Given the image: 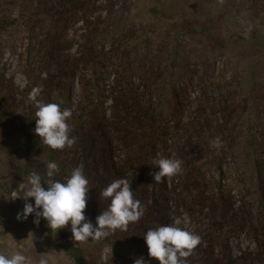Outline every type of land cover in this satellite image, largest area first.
Wrapping results in <instances>:
<instances>
[{"label":"rangeland","instance_id":"rangeland-1","mask_svg":"<svg viewBox=\"0 0 264 264\" xmlns=\"http://www.w3.org/2000/svg\"><path fill=\"white\" fill-rule=\"evenodd\" d=\"M70 1L0 0V254L20 253L31 264L42 259L46 264H76L61 242L97 264H134L140 257L159 264L146 255L144 230L132 228L133 236L125 231L122 237L116 230L99 240L75 241L70 224L51 231L43 219L38 226L31 216L17 220L24 206L20 199L11 200V192L33 171L46 180L48 162L58 164L53 179L60 182L82 168L89 180L90 214L101 201L110 204V198L100 196L107 187L97 178L105 177L102 164L85 166V140L91 133L95 137V123L103 136L105 162L116 174L111 182L117 175L128 179L144 213L151 212L155 220L158 203L153 200L160 201L166 225L181 218L180 227L202 238L185 258L187 264H264V203L256 167V158L264 161V0ZM114 6L119 29L108 27ZM188 18L193 19L191 28L201 24L199 34L187 33ZM122 31L129 36L121 47L117 35ZM136 37L140 39L134 43ZM116 69L124 71L139 96L146 91L155 103L165 100L164 84L175 86L187 107L186 121L200 110L210 111L201 102L205 92L219 103L215 119L221 126L191 147L189 134L177 131L172 122L170 134L150 144L134 113L121 116L122 124L114 117L108 72ZM36 87L42 89L39 100L72 111L67 123L76 143L71 148L53 150L35 134L37 109L29 94ZM23 127L33 135L30 153ZM249 136L258 139L251 154L243 144ZM216 137L222 141L220 149L210 144ZM158 154L182 160L183 172L156 183L151 173L159 171L152 163ZM196 158L197 176L210 197L206 202L184 183ZM219 187L227 207L216 204ZM28 202L35 206L34 199ZM86 217L95 225L96 217Z\"/></svg>","mask_w":264,"mask_h":264},{"label":"clouds","instance_id":"clouds-1","mask_svg":"<svg viewBox=\"0 0 264 264\" xmlns=\"http://www.w3.org/2000/svg\"><path fill=\"white\" fill-rule=\"evenodd\" d=\"M42 92L40 87L33 88L29 99L34 103L36 117L35 134L41 142L53 150L71 148L76 138L70 136L71 128L67 121L72 116L70 109H61L56 103H45L38 99ZM212 147L220 149L222 141L216 137L210 141ZM153 165L159 169L151 173L156 183L164 178H171L183 172V161L173 158H162L157 155ZM59 173L55 162L47 163L46 180L35 171L27 181L18 185L11 192V200L25 201L23 211L18 213L17 220L26 221L35 215L33 221L37 226L40 220L47 222L53 231H59L71 225V233L75 241L99 240L115 233L116 230L128 231L130 223L138 222L144 215V207L134 198L131 182L126 178L115 179L100 191L104 199L110 198V204L96 217L95 225L85 216L88 203L89 180L81 167L71 171L65 182L53 179ZM47 185V188L42 186ZM22 193V195H21ZM35 201V206L29 199ZM181 218H176L173 224L149 229L143 236L148 247L149 256L159 264H187V257L201 244L202 238L180 225ZM0 264H31L23 254L15 253L10 257L0 254ZM39 264H46L41 260ZM134 264H147L143 257L135 259Z\"/></svg>","mask_w":264,"mask_h":264},{"label":"trees","instance_id":"trees-1","mask_svg":"<svg viewBox=\"0 0 264 264\" xmlns=\"http://www.w3.org/2000/svg\"><path fill=\"white\" fill-rule=\"evenodd\" d=\"M202 1V0H201ZM70 2H74L73 0ZM69 2V3H70ZM76 2V1H75ZM202 5V2H200V7ZM111 17L110 22L108 24V27L115 28L117 27L119 29L121 19L120 14L115 11V6L113 9H109L108 12ZM193 21L192 18H188L184 20V26L187 33H189L191 36H194L196 34H199L201 32L198 31L200 28L199 26H196L194 28L190 27V23ZM198 28V29H197ZM202 28V26H201ZM124 30V29H123ZM118 40L120 41V45H122L126 42L123 41L128 34H125V31L120 34L118 33ZM146 35L142 37L143 42H146ZM128 38V37H127ZM140 38H135L136 43ZM133 43L132 41L129 42V44ZM132 45V44H131ZM119 48L118 50H120ZM121 58V57H120ZM88 64L93 65V60L86 61ZM76 64V63H75ZM160 68L156 67V71L160 72ZM165 74V73H164ZM108 81H109V94H110V101H111V110L114 114V117L119 118L118 123L122 124L123 119L121 116L126 115L127 116L131 113H134L135 116L139 119V125L141 126V129L146 136H144L145 140L148 141L150 144H153L155 140H161V137L169 135L170 130L173 129L175 126L176 130H182L184 132H187L189 134V143L188 145L191 147H194L196 143H202L205 141L206 136L209 131L212 129H217L221 126V124L215 119V113H217V107L219 106V103H216L215 101H212L209 96L205 95V92L202 91L203 98L201 102H203L205 105L204 107L210 108L208 110H200L197 116H193L192 119H188L186 121V108L185 105H183L184 99L181 95L178 94V91L175 86H172L170 83H166L163 85V90L165 93V96L162 99H165L161 103L154 102V99L150 98V94L146 91H143L140 96L139 92L134 89L132 83H129L127 79L125 78L124 71H111L108 72ZM83 93H86L83 89ZM148 94V95H147ZM147 95V97H146ZM249 95V94H247ZM246 96V95H245ZM146 98V99H145ZM148 98V99H147ZM245 98V97H244ZM246 103H248L249 99H243ZM203 106V105H202ZM190 108V107H188ZM216 110V111H215ZM1 118V115H0ZM128 120V117H127ZM124 122H126V118H124ZM174 123V126H170L171 123ZM127 123H129L127 121ZM125 128V126H124ZM123 128V130H124ZM96 130L95 137L93 138V133H91V136L88 137L85 141L89 144V148L86 149V154L84 155V159L86 160L85 166L86 169L90 164H94L93 162H99L102 164L103 174L105 177H102L101 175L98 176V182L103 183L105 185H108L111 183L110 176H116L114 174V171L112 167H110L105 161L107 157H105V148L102 147L103 143V136L100 133L99 127H92V130ZM126 130V128H125ZM129 131V130H128ZM206 135V136H205ZM32 133L29 131L27 127H23V141L27 145V149L31 150L30 142L32 141ZM130 135H127L129 137ZM166 140V138L164 139ZM258 139L253 138L251 140L250 136L244 138V148L247 149V154H251V149L256 147ZM167 142V141H166ZM248 149H250V152H248ZM97 154L95 157L94 155ZM261 158H256V167H257V177H258V184H259V190H260V198L261 202L264 203V161H261ZM98 165V163H97ZM221 166V163H220ZM97 167V166H96ZM92 167V168H96ZM198 168H200V165L198 163L197 158L193 159V162L190 163V171L185 174L184 183L186 184V190H188L190 187H194L195 190H197V198L201 199L203 202H206V189L204 188V183L201 181V179L197 176L198 174ZM21 171V169H19ZM113 172V173H112ZM107 176V177H106ZM109 176V177H108ZM124 178L123 176L117 175V179ZM193 191V190H191ZM190 191V192H191ZM217 191L219 193L216 195L215 200L216 204L221 207H227L228 201L225 198L223 190L219 187L217 188ZM189 192V191H188ZM20 202L25 204V201L20 199ZM154 204L158 203V209L156 212V219H152L150 217L151 212L147 211L144 213L143 220L144 221H138L130 223L128 227L127 235L133 236L132 228H135V231L137 233H140L144 230V233H146L149 229L155 228L158 226H163L168 223L167 218H165L163 212L165 211L163 203H160V201L153 200ZM102 204H98V206L92 210L89 207L86 208L85 216L90 215L91 217H97L102 213L103 210H105L108 207V203L105 201H101ZM155 210V209H154ZM31 217L35 220V215H31ZM41 224H44L45 221L40 220ZM51 230V229H50ZM53 231V230H51ZM119 237H122L125 234V231H118ZM131 234V235H130ZM127 238V237H126ZM60 247L65 250V252L74 259L76 264H97L95 262H89L85 259L84 255H82L81 251L73 246H68L64 243H59ZM199 248V246H198ZM146 255L148 257V248H144ZM197 253V251H196ZM205 252L203 251V254ZM205 256V255H204ZM150 259H153L150 257Z\"/></svg>","mask_w":264,"mask_h":264},{"label":"bare ground","instance_id":"bare-ground-1","mask_svg":"<svg viewBox=\"0 0 264 264\" xmlns=\"http://www.w3.org/2000/svg\"><path fill=\"white\" fill-rule=\"evenodd\" d=\"M16 244V243H15ZM23 248V247H22Z\"/></svg>","mask_w":264,"mask_h":264}]
</instances>
